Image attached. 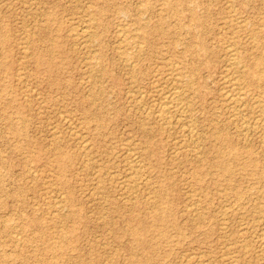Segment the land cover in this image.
<instances>
[{
  "label": "rangeland",
  "instance_id": "374dc122",
  "mask_svg": "<svg viewBox=\"0 0 264 264\" xmlns=\"http://www.w3.org/2000/svg\"><path fill=\"white\" fill-rule=\"evenodd\" d=\"M232 53L264 58V0H0V264H264V85L231 116Z\"/></svg>",
  "mask_w": 264,
  "mask_h": 264
},
{
  "label": "bare ground",
  "instance_id": "6f19581e",
  "mask_svg": "<svg viewBox=\"0 0 264 264\" xmlns=\"http://www.w3.org/2000/svg\"><path fill=\"white\" fill-rule=\"evenodd\" d=\"M4 3V2H3ZM87 4V3H86ZM75 7V6H74ZM234 8V7H233ZM40 11H41V9H39ZM101 11V10H100ZM140 13V12H139ZM233 14V13H232ZM36 18V17H35ZM84 18V17H83ZM84 19H86V18H84ZM34 22H35V20H34ZM82 23V22H81ZM39 24V23H38ZM83 25H85L84 23H82ZM82 25V26H83ZM22 27V26H21ZM120 28V27H119ZM25 29V28H24ZM82 29V28H81ZM85 29V28H84ZM84 29L81 31V32H83L84 31ZM27 29H25V31H26ZM71 31H73V30H68V33L69 32H71ZM74 32V31H73ZM72 32V33H73ZM80 32V33H81ZM86 32V31H85ZM119 32V31H118ZM120 33V32H119ZM119 33H117V34H119ZM31 35H32V33H31ZM90 35V34H89ZM88 35V36H89ZM22 36V35H21ZM96 36V35H95ZM94 36V37H95ZM76 37V36H75ZM74 37V38H75ZM93 37V38H94ZM87 40H89V39H87ZM86 40V41H87ZM122 40V39H121ZM20 41V40H19ZM22 42V41H21ZM119 43H120V41H119ZM83 44H86V43H83ZM82 44V45H83ZM139 45V44H138ZM26 46V45H25ZM74 46V45H73ZM79 47H81V46H79ZM141 48V47H140ZM225 48V47H224ZM119 49V48H118ZM228 49H230L229 47H228ZM253 49V48H252ZM23 50V49H22ZM235 50V49H234ZM21 51V50H20ZM27 51V50H26ZM25 51V52H26ZM121 52H122V50H120ZM120 51H119V53H120ZM235 51H237V50H235ZM24 52V53H25ZM92 52V51H91ZM231 52H233V51H231ZM118 53V54H119ZM128 55V54H127ZM228 56H230L231 58L229 59V64L231 65V68H233V69H236V70H234V73H237L238 72V75L237 76H232V77H226L227 79H228V82L227 83H229V84H231V86H232V88H233V90L232 91H226V93L224 94V97H225V100H226V102H228V104L230 105V108H228V109H232V114H231V116H233L235 119H237L239 116H241L240 114L242 113L243 114V110L245 111V107L247 106V103L245 102V100H244V95H246V93H247V91H248V89L250 90L251 88H256L258 85H261V84H263L264 85V58L262 57V56H258V57H255L254 58V60H253V66H252V69L250 70V71H248V72H239V70H242V65L241 66H239L238 67V63H237V61H236V59L235 58H232V57H234V53H232L231 55L230 54H228ZM169 58V57H168ZM23 60H24V58H23ZM166 61V60H165ZM83 62V61H82ZM87 62V61H86ZM227 63V62H226ZM133 64V63H132ZM125 68V67H124ZM222 68V67H221ZM223 68H225L226 69V67H223ZM228 69V68H227ZM244 69V68H243ZM22 71V70H21ZM87 73V72H86ZM129 73V72H128ZM240 73H242V75H241V77L239 76V74ZM232 74V73H231ZM167 75V74H166ZM230 75V74H229ZM233 75H235V74H233ZM21 76H23V75H21ZM20 76V77H21ZM175 76V75H174ZM223 76V75H222ZM19 77V76H18ZM88 77V76H87ZM86 77V78H87ZM165 77V76H164ZM177 77H179L178 75H177ZM225 78V79H226ZM19 79V78H18ZM26 79V78H25ZM87 79H89V77L87 78ZM174 80V79H173ZM172 80V81H173ZM25 81V80H24ZM23 81V82H24ZM88 81V80H87ZM164 81V80H163ZM171 81V82H172ZM178 82V81H177ZM99 83V82H98ZM134 83V82H133ZM173 83V82H172ZM171 83V84H172ZM179 83V82H178ZM162 84V83H161ZM165 84V83H164ZM185 84H187V87H188V89H192L191 87H192V83L188 80V82H185ZM25 85V84H24ZM131 85V84H130ZM163 85V84H162ZM170 85V84H169ZM25 87H26V85H25ZM160 87V86H159ZM170 87V86H169ZM251 87V88H250ZM22 88V87H21ZM27 88V87H26ZM134 88H136V87H134ZM161 88V87H160ZM22 89H25V88H22ZM156 89V88H155ZM165 89V88H164ZM244 89H245V91H244ZM32 90H33V88H32ZM161 90V89H160ZM226 90V89H225ZM234 91V92H233ZM28 92V91H27ZM164 92V91H163ZM185 92V91H184ZM184 92L182 91V90H180L178 87H177V85L176 86H173V84H172V88L169 90V92H167L164 96H162V104H160L159 102H158V105L160 104L161 106L159 107V110H158V114H157V116H159L161 119H163V120H168V121H173V123H175V124H180V122L181 121H184V119H187L188 118V116H185V112H187V110H185V106H187L188 104H186L185 105V102H184ZM222 92H223V89H222ZM25 93V92H24ZM137 93V92H136ZM158 93H160L159 91H158ZM264 93V92H263ZM141 94H143V93H141ZM164 94V93H163ZM162 94V95H163ZM140 95V94H139ZM24 96V95H23ZM254 97H256V96H254ZM152 98V97H151ZM160 101H161V98L159 99ZM158 100V101H159ZM139 102V99L137 98V100H136V102ZM157 101V100H156ZM27 102V101H26ZM157 103V102H156ZM186 103H189L188 102V100H187V102ZM41 104V103H40ZM138 104H140V103H138ZM155 104V103H154ZM157 105V106H158ZM143 106V105H142ZM188 107V106H187ZM60 108V107H59ZM248 108V107H247ZM250 108H252L254 111L256 110L258 113H259V120H261V122L262 121H264V97H263V100L262 101H253V103H251V105H250ZM148 109V108H147ZM145 110L146 112L148 111V110ZM156 109V108H155ZM135 110V109H134ZM138 110V109H137ZM218 110V109H217ZM156 111H157V109H156ZM251 111V110H250ZM59 113V112H58ZM144 113V112H143ZM189 113H191V112H189ZM147 113H145L144 115H146ZM153 114H156V113H153ZM217 114V113H216ZM250 114V113H249ZM61 115V114H60ZM59 115V116H60ZM231 116H229V119L231 118ZM246 116V115H245ZM159 117L157 118V120L159 119ZM242 118H244V116H241ZM67 118V120H68V117H66ZM65 119V118H64ZM191 119V118H190ZM190 119H188L189 120V123H190ZM163 120H161V123H162V121ZM242 120V119H241ZM244 120V119H243ZM246 120V119H245ZM63 121H65V120H63ZM159 121V120H158ZM248 121V120H247ZM254 121V120H253ZM186 122H188V121H186ZM211 122V121H210ZM158 123H160V122H158ZM160 123V124H161ZM166 123V122H165ZM235 123V122H234ZM263 123V122H262ZM163 124H164V122H163ZM168 124H169V122H168ZM172 124V123H171ZM188 124V123H187ZM73 124H71V126H72ZM165 125H167V124H165ZM189 125V124H188ZM187 125V126H188ZM192 124H190L189 126H191ZM258 125V124H257ZM70 126V127H71ZM74 126V125H73ZM72 126V127H73ZM159 126V125H158ZM161 126V125H160ZM169 126V125H168ZM171 126V125H170ZM170 126H169V128H170ZM181 126H183V128L185 127L184 126V123L183 124H181ZM180 126V127H181ZM195 126V125H194ZM71 127V128H72ZM164 127V126H163ZM179 127V126H178ZM234 127V126H233ZM243 127H244V125H243ZM255 127V123L252 125H246L245 126V131L247 130H250V129H252V128H254ZM52 128V127H51ZM76 128V127H75ZM183 128H180V129H183ZM193 128V127H192ZM159 129H160V127H159ZM162 129V128H161ZM160 129V130H161ZM167 129V128H166ZM196 129V128H195ZM195 129L194 130H192V131H195ZM65 130V129H64ZM71 130V129H70ZM167 130H169V129H167ZM177 130V129H176ZM188 132H190V128L188 127ZM224 130V129H223ZM261 130V129H260ZM53 131V130H52ZM51 131V132H52ZM72 131H74V129H72ZM72 131H70V132H72ZM171 131V130H170ZM181 131V130H180ZM191 131V132H192ZM78 132V131H77ZM76 132V133H77ZM164 132V131H163ZM166 132H168V131H166ZM182 132V131H181ZM242 132H244V131H242ZM79 133V132H78ZM77 133V134H78ZM167 134V133H166ZM175 134V133H174ZM189 134V133H188ZM191 134V133H190ZM195 134V133H194ZM202 134V133H201ZM244 134V133H243ZM250 134V133H249ZM248 134V135H249ZM75 135V134H74ZM74 135H73V137H74ZM171 135V134H170ZM187 135V134H186ZM196 135H197V133H196ZM68 136V135H67ZM70 136H72V135H70ZM80 136L82 137V134H80ZM83 136H85V134H83ZM189 136V135H188ZM48 137V136H47ZM50 137V136H49ZM184 136H182L181 137V139L183 138ZM187 137V136H186ZM249 137H250V135H249ZM249 137H246V138H249ZM83 138V137H82ZM188 138H190V137H188ZM192 138V137H191ZM195 138H197V137H195ZM199 138V137H198ZM237 138V137H236ZM261 138V137H260ZM263 138V137H262ZM261 138V139H262ZM60 139V138H59ZM175 140L177 139V138H174ZM187 139V138H186ZM264 139V138H263ZM262 139V140H263ZM77 140V139H76ZM75 140V141H76ZM80 140V139H79ZM126 140H127V138H126ZM126 140H125V143H126ZM164 140L166 141V139L164 138ZM190 140V139H189ZM188 140V141H189ZM195 140H197V139H195ZM224 140H226V138H224V137H222L221 138V142H223ZM84 141V140H83ZM174 141V140H173ZM186 141V140H185ZM200 141V140H199ZM203 141V140H202ZM261 141V140H260ZM50 142V141H49ZM172 142V141H171ZM191 142H194V141H192L191 140ZM243 142V141H242ZM264 142V141H263ZM86 142H84V144H85ZM184 143V142H183ZM195 144H196V141L194 142ZM63 144V143H62ZM180 144V143H179ZM181 144H182V141H181ZM190 144H192V143H190ZM189 144V145H190ZM121 145V144H120ZM264 145V144H263ZM76 146H77V144H76ZM83 146V145H82ZM122 146V145H121ZM179 146V145H178ZM200 146V145H199ZM123 147V146H122ZM186 147H187V145H186ZM245 147V146H244ZM73 148V147H72ZM184 148V147H183ZM182 148V149H183ZM195 147H193V148H191V151H193V149H194ZM246 148V147H245ZM55 149V148H54ZM82 149V148H81ZM128 149V148H127ZM143 149V148H142ZM200 149V148H199ZM53 150V149H52ZM79 150V149H78ZM139 150H141V149H139ZM172 150V149H171ZM178 150V149H177ZM176 150V151H177ZM76 151H77V149H76ZM175 151V152H176ZM190 151V152H191ZM126 152H127V150H126ZM129 152H131V151H129ZM128 152V153H129ZM188 152V151H187ZM262 152V151H261ZM196 153H197V151H196ZM263 157H264V146H263ZM84 154V153H83ZM102 154V153H101ZM176 154V153H175ZM199 154V153H198ZM57 155V154H56ZM85 155V154H84ZM196 155V154H195ZM233 155L235 156V154L234 153H232L231 154V156H232V159H233ZM123 156V155H122ZM125 156V155H124ZM126 156H128V155H126ZM135 156V155H134ZM138 156V155H137ZM197 156V155H196ZM81 157H82V155H81ZM89 157V156H88ZM168 157V156H167ZM138 158H139V156H138ZM218 160L215 162V167H217V169H218V171L219 172H221L224 176H226V177H229V176H231V174H232V168H231V166H230V163H229V160H226L227 158H225L223 155H221L220 153L218 154ZM87 159V158H86ZM92 159V158H91ZM234 159H235V157H234ZM88 160V159H87ZM93 160V159H92ZM92 160H91V163H92ZM111 160V159H110ZM128 160H129V158H128ZM131 160V159H130ZM132 160H133V158H132ZM85 162H86V160H84ZM136 161V160H135ZM200 161V160H199ZM130 162V161H129ZM134 162V161H133ZM133 162L131 161V163H130V166H131V164H133ZM138 164H139V162H141V161H136ZM86 163H88V162H86ZM90 163V164H91ZM106 163V162H105ZM135 163V162H134ZM93 164V163H92ZM129 164V163H128ZM136 164V163H135ZM96 165H97V162H96ZM137 166V165H136ZM135 166V167H136ZM133 167V166H132ZM134 167V168H135ZM140 167H141V164H140ZM91 168V167H90ZM133 168V172L132 173H130L131 174V176H130V174L127 176V179H130L131 180V178L133 177H138V171L139 170H137V167H136V169H134ZM143 168V167H142ZM141 168V169H142ZM94 169H97V167H95ZM139 169V168H138ZM126 170H128L127 168H126ZM125 170V171H126ZM143 170V169H142ZM172 170V169H171ZM173 170H174V168H173ZM130 171H131V168H130ZM141 171V170H140ZM39 172V171H38ZM49 172H51V171H49ZM95 172H96V170H95ZM94 172V173H95ZM142 172V171H141ZM115 173V172H114ZM103 174V173H102ZM110 174V173H109ZM112 174V173H111ZM116 174V173H115ZM182 174V173H181ZM105 175V174H104ZM113 175V174H112ZM141 175V174H140ZM90 176V175H89ZM111 176V175H110ZM129 176L131 177V178H129ZM102 177V176H101ZM141 177V176H140ZM92 178V177H91ZM145 178V177H144ZM143 178V179H144ZM126 179V178H125ZM134 179H136V178H134ZM138 179H140V178H138ZM98 180V179H97ZM121 180H123V179H121ZM92 181V180H91ZM109 181V180H108ZM116 181V180H115ZM120 181V180H119ZM139 181V180H138ZM102 182V181H101ZM133 182V181H132ZM145 182V181H144ZM143 182V183H144ZM114 183V182H113ZM125 183V182H124ZM190 183V182H189ZM119 184V183H118ZM127 184V183H126ZM131 185H132V183H130ZM138 184L139 183H137V186H138ZM153 184V183H152ZM120 185H122V184H120ZM140 185V184H139ZM151 185V184H150ZM119 186V185H118ZM125 187H126V185H125ZM129 187H131V186H129ZM188 187V186H187ZM124 188V187H123ZM116 189V188H115ZM127 189V188H126ZM132 189V188H131ZM146 189H147V187H146ZM154 189V188H153ZM187 189V188H186ZM124 190H125V188H124ZM152 190V189H151ZM181 190V189H180ZM258 190V189H257ZM119 192V191H118ZM136 192V191H135ZM134 192V193H135ZM140 192H141V189H140ZM211 192H212V190H211ZM185 193H188V192H185ZM191 193V192H190ZM62 194V193H61ZM64 194V193H63ZM63 194L62 195H60L61 197L63 196ZM192 194V193H191ZM191 194H190V196H191ZM145 196V195H144ZM42 197V196H41ZM55 197V196H54ZM117 197V196H116ZM146 197V196H145ZM192 197V196H191ZM195 197V196H194ZM56 198V197H55ZM54 198V199H55ZM33 199V198H32ZM142 199H144V198H142ZM153 199V198H152ZM186 199V198H185ZM189 199H190V197H189ZM56 200V199H55ZM124 200H126V199H124ZM123 200V201H124ZM131 200H133V199H131ZM254 200V199H253ZM252 200V201H253ZM92 201V200H91ZM54 202V201H53ZM97 202V201H96ZM197 202V201H196ZM223 202V201H222ZM59 203V202H58ZM195 204V203H194ZM60 205H61V203H60ZM191 205V204H190ZM190 205H189V207H190ZM196 205V204H195ZM59 206V205H58ZM151 206H152V204H151ZM192 206V205H191ZM197 206V205H196ZM223 206V205H222ZM53 207V206H52ZM104 207V206H103ZM51 208V207H50ZM187 208H188V206H187ZM223 208H224V206H223ZM152 209V208H151ZM59 210H61V209H59ZM58 210V211H59ZM148 210V209H147ZM187 210V209H186ZM192 210V209H191ZM55 211H56V209H55ZM193 211H196V210H193ZM193 211H192V213H193ZM199 211V210H198ZM21 212V211H20ZM60 212V211H59ZM52 213H53V210H52ZM64 213V212H63ZM199 213V212H198ZM252 213V212H251ZM127 214V213H126ZM103 215V214H102ZM196 215V214H195ZM194 215V216H195ZM239 215V214H238ZM191 216V215H190ZM156 217H157V220H162V218H161V216H159V213L156 215ZM220 217V216H219ZM221 217H222V215H221ZM260 218V217H259ZM100 219V218H99ZM239 219V218H238ZM64 220V219H63ZM227 220V219H226ZM62 222V221H61ZM250 222V221H249ZM264 223V222H263ZM196 225V224H195ZM140 226V227H139ZM139 228L140 229H145V225L143 224V222L142 221H139ZM220 226V225H219ZM262 226V225H261ZM60 227V226H59ZM222 228V227H221ZM251 228V227H250ZM149 229H151V228H149ZM136 230V229H135ZM134 230V231H135ZM240 231V230H239ZM241 232V231H240ZM14 233V232H13ZM262 233V232H261ZM227 234V233H226ZM252 234V233H251ZM258 235H256V237H257ZM18 236L16 235V237L15 238H17ZM249 237V236H248ZM264 240V239H263ZM16 243V242H15ZM251 243V242H250ZM20 245V244H19ZM260 245H262L263 246V243L262 244H260ZM225 247L227 246V245H224ZM231 246V245H230ZM244 247V246H243ZM261 247V246H260ZM261 250H263L264 251V249H261ZM8 253V252H7ZM183 253V252H182ZM259 253H260V251H259ZM201 254V253H200ZM203 254V253H202ZM200 256V255H199ZM222 256V255H221ZM188 257H191V256H188ZM220 257V256H219ZM223 257V256H222ZM233 257V256H232ZM188 259V258H187ZM217 259V258H216ZM261 259V258H260ZM185 262V261H184ZM235 262V261H234ZM178 263V262H177ZM204 263H205V261H204ZM203 263V264H204Z\"/></svg>",
  "mask_w": 264,
  "mask_h": 264
}]
</instances>
